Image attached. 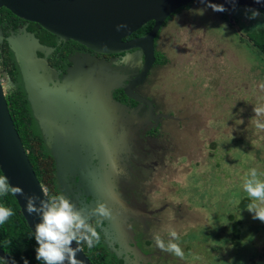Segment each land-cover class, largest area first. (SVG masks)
<instances>
[{
  "label": "flooded vegetation",
  "instance_id": "1",
  "mask_svg": "<svg viewBox=\"0 0 264 264\" xmlns=\"http://www.w3.org/2000/svg\"><path fill=\"white\" fill-rule=\"evenodd\" d=\"M187 6L171 14L160 27L153 40L152 58L133 46L120 51L93 49L21 19L16 30H6V35L0 30L4 38L0 55L3 45H9L6 38L24 34L23 28L26 35L37 40L36 46L27 48L34 61L29 67L36 80L34 89L39 94L33 95V103L28 101L23 75L10 45L8 54L14 60V68L1 56L0 75L3 82H12L5 90V99L14 124L15 118L26 119L25 126L21 124L31 132L44 156L43 164L50 172L47 197L49 193H63L85 214L99 202L112 210L111 218L90 220L99 233V241L92 248L86 245L87 251L80 245L90 263L88 253L106 251L107 255L101 253L102 256L113 264H133L137 256L143 258L140 262L150 259L164 264L167 260L166 264H173L180 257L158 248L154 237L167 242L169 233L175 231L181 249L190 241L186 239L188 235L180 233L178 222L184 215L180 211L176 215V204L161 200L164 193L159 189L155 193L160 196L155 200L149 192L153 189L152 178L166 167V157L177 151L166 136L183 119L175 114L174 103H167L160 93L162 83L164 86L160 77L168 59V52L164 51L165 29L182 11L189 10ZM212 11L232 25L229 16L233 8L229 12ZM197 17L191 15L204 30L208 29L206 20ZM144 26L121 41L127 43L146 36L153 25L146 32ZM41 60L46 61L44 68L38 63ZM60 178L64 179L62 185ZM120 250L124 253L118 255Z\"/></svg>",
  "mask_w": 264,
  "mask_h": 264
},
{
  "label": "rangeland",
  "instance_id": "2",
  "mask_svg": "<svg viewBox=\"0 0 264 264\" xmlns=\"http://www.w3.org/2000/svg\"><path fill=\"white\" fill-rule=\"evenodd\" d=\"M245 9H235L227 25L197 1L164 32L168 59L160 93L183 120L167 132L177 151L166 157L149 192L155 200L159 189L161 200L176 204V215H184L180 233L190 241L173 264H264V222L253 219L247 208L238 209L249 197L242 185L250 170L264 180V129L256 127L257 120L264 122V113L256 112L264 108V58L238 34L261 25L264 15L250 20ZM191 15L206 20L208 29ZM4 86L10 88L11 80ZM251 199L252 205L259 203ZM231 216L240 222L237 246L229 244Z\"/></svg>",
  "mask_w": 264,
  "mask_h": 264
},
{
  "label": "water",
  "instance_id": "3",
  "mask_svg": "<svg viewBox=\"0 0 264 264\" xmlns=\"http://www.w3.org/2000/svg\"><path fill=\"white\" fill-rule=\"evenodd\" d=\"M194 1L209 3V0H0V8L9 10L21 20L37 23L52 34L65 39H75L93 49L101 47V49L111 48L120 51L133 46L143 49L146 56L152 58L154 37L165 20L178 9ZM210 2L223 4L228 12L232 10V5L228 3V0H210ZM236 6L244 8L251 6L264 12V5L255 4L254 0H236ZM151 21L154 24L149 34L127 43L121 41L122 38L131 35ZM22 31L24 34L17 37L11 35L6 40L16 63L20 66L28 101L33 103V95L39 94L34 89L36 80L29 69L31 65H34V61L29 56L30 51H27V48L36 46L37 40L31 35H26L24 28ZM3 40V34L0 32V43ZM33 51L32 55H34ZM38 63L43 64V68L47 65L45 60L38 61ZM39 83L42 84V81L40 80ZM46 89H48L47 86ZM41 99L42 97L39 98ZM58 169L61 170L62 167L59 166ZM0 171L10 186L19 187L28 196L35 195L40 200L48 199L10 115L1 75ZM63 181L64 179L60 178V185ZM12 194L29 229L34 231L35 224L39 222V216L26 211L24 196L13 192ZM72 246H76L75 242ZM76 255L81 264H91L81 248ZM0 258L12 264L9 256L1 249ZM142 259L141 257L135 260L133 264H145L146 260L140 262Z\"/></svg>",
  "mask_w": 264,
  "mask_h": 264
},
{
  "label": "clouds",
  "instance_id": "4",
  "mask_svg": "<svg viewBox=\"0 0 264 264\" xmlns=\"http://www.w3.org/2000/svg\"><path fill=\"white\" fill-rule=\"evenodd\" d=\"M254 2L264 5V0H254ZM228 3L232 5L233 10L236 9V0H228ZM208 6L214 11L227 10L223 4H213L210 0ZM245 12L246 18L250 20L260 15V10L251 6H248ZM256 112L260 115L264 113V108H257ZM256 127L264 129V122L257 120ZM242 187L249 197L259 201L258 204L247 207V210L252 213L253 219L264 222V180L258 179L257 171L251 169ZM9 191L24 196L26 211L39 216V222L35 224L34 231L29 236L34 237L36 241L35 258L43 264H66V262L67 264H81L76 255L80 251V244L84 243L92 248L99 241V233L90 223L91 218H111L112 216V210L104 202L97 203L85 214L77 208L69 196L63 193L52 195L47 200H40L35 195H26L19 187L10 186L6 178L0 177V196L6 195ZM12 215L14 213L11 208L0 205V225ZM169 235L171 238L167 242L160 236H155L156 246L162 251L182 258L184 253L176 242L177 232L171 231ZM73 242L76 244L75 247L72 246ZM12 264H16V261L13 260ZM23 264H29V261L23 258Z\"/></svg>",
  "mask_w": 264,
  "mask_h": 264
},
{
  "label": "trees",
  "instance_id": "5",
  "mask_svg": "<svg viewBox=\"0 0 264 264\" xmlns=\"http://www.w3.org/2000/svg\"><path fill=\"white\" fill-rule=\"evenodd\" d=\"M188 7H190V5H188L187 8ZM260 13L264 15V12L260 11ZM19 22L20 19L14 16L9 10L0 8V30L3 34H5V31L9 29L16 30V26ZM152 25L153 22H148L144 26L146 28L144 32L150 29ZM238 34L241 36V42L243 41L248 46L254 48L257 54H259L260 57L264 58V20L261 25H258V27L249 30V32L246 31ZM8 46L9 45H7V43L3 45L2 54L0 55V57L4 56L8 65L13 69L14 60L8 54L10 53L8 51ZM16 100L19 102L18 97L16 98ZM14 120L23 146L27 151V156L33 167V170L43 188L48 189V182L50 183L48 179L50 177V172L47 165L43 164L42 159H44V156L42 155L38 147V143L33 139L31 132L24 128V121H26V119L19 117L15 118ZM0 177H3L1 171ZM50 196L52 195H50L49 193L48 197ZM245 201L247 202L245 204L241 203L238 206V209L242 210L252 205V199L250 197L245 198ZM0 205L11 208L14 213V215L10 216L4 224L0 225V249L9 256L11 261L15 260L16 264H23V258H26L29 261V264H43L42 261H38L35 258L36 241L34 237L29 236L32 231L29 229L24 217L22 216L17 201L11 191H9L6 195L0 196ZM230 219L233 227H230L231 230L230 234L228 235L230 238L229 244H232L231 246H237L239 244V238L241 236L240 222L238 219H234V217L232 216L230 217ZM80 245H83V249L85 247L86 251L88 250V248L86 247L87 244L81 243ZM101 253H106L107 255L106 251H99L96 254L88 253L91 264H113L107 259V256H102ZM0 264L8 263L0 258ZM249 264H259V262L251 261Z\"/></svg>",
  "mask_w": 264,
  "mask_h": 264
}]
</instances>
